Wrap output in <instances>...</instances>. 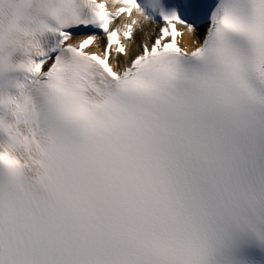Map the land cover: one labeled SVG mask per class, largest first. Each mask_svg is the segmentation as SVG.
Listing matches in <instances>:
<instances>
[{"label":"snow or ice","instance_id":"1","mask_svg":"<svg viewBox=\"0 0 264 264\" xmlns=\"http://www.w3.org/2000/svg\"><path fill=\"white\" fill-rule=\"evenodd\" d=\"M0 264H264V0H0Z\"/></svg>","mask_w":264,"mask_h":264}]
</instances>
